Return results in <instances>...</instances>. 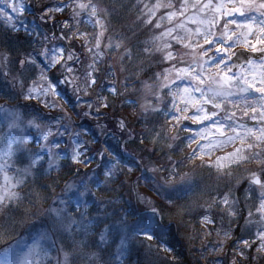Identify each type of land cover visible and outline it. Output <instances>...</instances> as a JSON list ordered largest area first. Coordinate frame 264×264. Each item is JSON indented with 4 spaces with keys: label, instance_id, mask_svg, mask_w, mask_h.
I'll return each mask as SVG.
<instances>
[{
    "label": "snow or ice",
    "instance_id": "1",
    "mask_svg": "<svg viewBox=\"0 0 264 264\" xmlns=\"http://www.w3.org/2000/svg\"><path fill=\"white\" fill-rule=\"evenodd\" d=\"M30 3L0 0V264H156L173 222L264 261V0ZM84 118L121 141L98 161Z\"/></svg>",
    "mask_w": 264,
    "mask_h": 264
},
{
    "label": "rangeland",
    "instance_id": "2",
    "mask_svg": "<svg viewBox=\"0 0 264 264\" xmlns=\"http://www.w3.org/2000/svg\"><path fill=\"white\" fill-rule=\"evenodd\" d=\"M29 0H26V4H28ZM35 0H31V3L30 5L28 6V9L25 13V15L23 17H21V19L24 21V23L26 24V19L28 16V14H33V13H36V15L34 17H31L30 18V24L34 23L35 25H40V21L38 19L35 20V18H38V13L36 11V8H35ZM63 17H61L60 15H57V19H62ZM3 25L2 23H0V28H2ZM48 28H51V25H48ZM44 27L41 26L40 27V31H44ZM21 32H23V28H21ZM69 97L73 99V102H74V97H71V93L69 91ZM2 103V102H0ZM77 124L79 125H82L83 129L85 130V128L87 127H91L93 126L94 129H95V133H96V136H98L101 140H103L104 136L105 135H101L99 133V131L96 129L95 127V121L94 120H91V119H87V118H84V119H80V120H77L76 121ZM86 131V130H85ZM87 132V131H86ZM85 139H91V137L89 136V133L87 132V136L84 137ZM107 139H108V144H104L102 142L99 141V143L97 144H94V148H92V144L89 145V147L91 148L92 151H90L88 154L90 156H94L95 154V151L97 148H100L101 147H115L117 145V143L119 142L116 138H113L111 136V134H109L107 136ZM95 158V156H94ZM97 161L99 160V157H97ZM95 167V163H92L88 166V168L86 169L87 171L90 169V168H94ZM81 168H84V166H81ZM69 196H73V193H69L68 194ZM135 202H130L129 203V206H132L134 205ZM95 212L96 210L92 213L93 215H95ZM196 219H198V217H196ZM174 223H170L169 224V234H168V238L167 240L165 241H162L163 243H165L167 245V247L171 248L170 247V244H175L178 248H182V246H185V249L183 250V252L186 254V255H189L191 260L192 261H201L200 264H205L204 260H202L200 258V255H199V249H200V240H197L195 242V247L194 249H191L190 250V245L189 243L186 241V239L184 238V235H183V232H182V237L179 236L178 238V228L176 229L175 226H173ZM173 228V230H172ZM173 232V234H176L177 235V240L176 242L173 240L172 236H171V233ZM24 235L25 233L23 232V229L20 228L19 226L17 227L16 231L12 233V235ZM214 239H215V236L213 235ZM212 239V237L210 238V241L211 240H214ZM11 242V241H9ZM175 242V243H174ZM209 246H211V244L209 243ZM0 247H4V244L2 242H0ZM154 252H155V249H154ZM172 252H173V249L171 252H168V253H165V252H159L158 254L154 255L152 257V259L156 262V264H168L167 263V258H170L171 255H172ZM231 250L228 251L227 249V255L225 254H221L220 256L218 257H209V260H217L219 262V264H228V259L231 257ZM134 255H137V257H133ZM129 256H132L131 258ZM146 255H145V252H144V249L143 248H137V247H134L132 249V251L130 252V254L125 257V264H136L137 263V259H139L138 261H140V263L142 261H144L146 259ZM259 264H264V262L260 261Z\"/></svg>",
    "mask_w": 264,
    "mask_h": 264
},
{
    "label": "trees",
    "instance_id": "3",
    "mask_svg": "<svg viewBox=\"0 0 264 264\" xmlns=\"http://www.w3.org/2000/svg\"><path fill=\"white\" fill-rule=\"evenodd\" d=\"M36 15V13H33V14H28V16H26L27 17V19H26V25L28 26V28H29V30H31V29H33V28H35L37 25H35L34 23H32V24H30V18L31 17H34ZM35 20H37L38 21V18H35ZM37 31H40V28H38L37 29ZM21 35H24V32H21ZM0 102H3V101H0ZM85 130L89 133V136L91 137V139L93 138V137H95L98 141H100V142H102V143H104V144H108V139H107V136L108 135H105L104 136V138H103V140H101L98 136H96V133H95V129H94V127L93 126H89V127H87V128H85ZM117 135H119V134H117ZM118 140V139H117ZM119 141V140H118ZM121 141H119L118 143H117V145L115 146V147H113V148H116V147H118V144L120 143ZM92 148H94V144H92V146H91ZM101 147V146H100ZM98 158L97 157H95V160H97ZM70 163V162H69ZM71 171H75V166H72L71 167ZM71 171H68V169H67V167L63 170V172H64V174H65V176H66V178L67 177H70L71 176ZM139 173H135V174H130V176H129V178H127V180H128V183H135V179H136V175H138ZM63 184V181H61V185ZM140 190L141 191H145L146 189L144 188V185L143 184H141L140 185ZM60 191V189L58 188L57 189V192H59ZM120 195L123 197V200L125 201V202H135V199H134V197H131L130 196V193L127 191V184L125 185V190L124 191H122L121 193H120ZM153 199H155V197H152ZM91 211V214L95 211V209H91L90 210ZM185 220L186 221H190L192 224H195L196 226H197V228L199 227V223H198V219H196V216H195V214H193V216L192 217H185ZM165 223H169V221H168V219L166 218L165 219ZM174 223V222H173ZM173 226H175V228L177 229L178 227H177V224L176 223H174V225ZM172 230H173V228H172ZM182 232H183V228H178V238H179V236L180 237H182ZM13 236H16V235H13ZM171 236H172V238H173V240L176 242V240H177V235L176 234H173V232L171 233ZM212 239H214V237H212ZM174 242V243H175ZM155 243V242H154ZM170 247H171V249H173V252H172V255H171V257L170 258H167V263L168 264H200V262L201 261H192L191 260V258H190V256L189 255H186L184 252H183V250L185 249V246H182V248H178L175 244H170ZM230 249H228V251H229ZM130 258L132 257V256H129ZM133 257H137V255H134ZM132 257V258H133ZM139 259H137L136 261H137V263L136 264H141L140 263V261H138ZM262 262H264V261H262Z\"/></svg>",
    "mask_w": 264,
    "mask_h": 264
}]
</instances>
